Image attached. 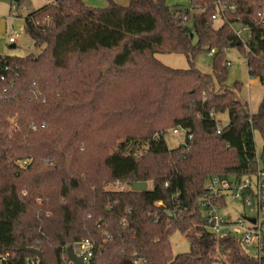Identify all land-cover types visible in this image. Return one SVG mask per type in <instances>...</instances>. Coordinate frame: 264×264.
<instances>
[{
	"label": "trees",
	"instance_id": "obj_1",
	"mask_svg": "<svg viewBox=\"0 0 264 264\" xmlns=\"http://www.w3.org/2000/svg\"><path fill=\"white\" fill-rule=\"evenodd\" d=\"M107 2L45 4L24 22L41 54L0 55V264H70L68 247L84 240L89 264H264V242L250 256L235 235L214 238L199 205L212 178L264 171V97L250 113L224 58L239 48L264 86V0ZM203 50L215 51L212 75L193 65ZM157 54L192 66L170 68ZM176 128L185 141L170 148ZM177 232L188 253L172 252Z\"/></svg>",
	"mask_w": 264,
	"mask_h": 264
},
{
	"label": "rangeland",
	"instance_id": "obj_2",
	"mask_svg": "<svg viewBox=\"0 0 264 264\" xmlns=\"http://www.w3.org/2000/svg\"><path fill=\"white\" fill-rule=\"evenodd\" d=\"M84 2L92 7L103 8L108 5L107 0H84ZM46 3L43 0H25L20 8L12 9L11 2L9 0H0V55L3 56H20L24 57L30 54L38 56L41 54L44 46L36 47L34 41L25 32L24 22L25 18L32 12L38 10ZM189 4V0L187 3ZM220 22L217 23V26ZM193 23H189V27L192 28ZM236 31H242V26L236 25ZM10 37L16 39V47L12 48L13 43L9 42ZM246 42L247 36H244ZM197 43V39H194V44ZM158 60L165 66L173 69H189L192 65L187 58L182 54H157ZM224 58L230 61V66L227 69L228 79L227 85L231 88L239 89L237 96L243 102H246L249 107V111L252 114H256L259 111L260 105L264 97V86L261 82L254 77L249 76L247 66V55L239 48L233 47L225 51ZM215 56H210L208 51H201L193 59V65L195 68L205 74H213V65ZM218 120L222 125H225L229 121L228 113H224L218 116ZM174 129H168L166 131L165 140L170 148H175L185 141V133L182 131L174 135L172 133ZM254 139L256 144L257 156L260 157L263 148V139L258 130L254 131ZM254 180V177H252ZM111 189V185L107 187ZM150 188V184H149ZM256 207V206H255ZM247 208L239 202L227 198L226 205L221 211V215L230 219L231 221L237 220L238 217L251 218L256 216V209ZM264 218V209L262 211ZM239 237V235H235ZM243 250L250 256H257V250L251 245H242ZM171 247L174 254H183L190 251L189 241L182 236L179 232L175 233L171 238ZM213 264H227L223 260L221 262Z\"/></svg>",
	"mask_w": 264,
	"mask_h": 264
},
{
	"label": "built area",
	"instance_id": "obj_3",
	"mask_svg": "<svg viewBox=\"0 0 264 264\" xmlns=\"http://www.w3.org/2000/svg\"><path fill=\"white\" fill-rule=\"evenodd\" d=\"M46 4H55L57 0H43ZM15 9V6H13ZM261 15V14H260ZM215 19L216 16H213ZM240 42L247 48L246 40L244 36L249 38L245 30L236 33ZM10 43H15L16 39L10 37ZM215 51L212 50L210 56ZM15 123V120H13ZM221 125H217V131L220 132ZM185 133L181 128H176L172 131L174 135L180 132ZM190 141L193 138L190 136ZM254 177V180L252 179ZM252 177H227L212 178L206 186V190L202 195L199 205L203 211L205 219V227L211 233V235L219 239L224 235H239V239L242 245H251L257 250V254H260L263 248L264 242V218L262 216L263 199H264V171L258 170ZM120 190H126L127 187L115 184ZM227 198L241 202L244 207L256 209V216L251 218L238 217L237 220L231 221L221 215L223 206L222 200ZM94 245L89 240L78 242L74 247V254L80 258L83 263L89 264L90 259L93 256ZM70 264H75L70 261Z\"/></svg>",
	"mask_w": 264,
	"mask_h": 264
},
{
	"label": "water",
	"instance_id": "obj_4",
	"mask_svg": "<svg viewBox=\"0 0 264 264\" xmlns=\"http://www.w3.org/2000/svg\"><path fill=\"white\" fill-rule=\"evenodd\" d=\"M193 36V35H191ZM12 48L15 47V45H12L11 46ZM183 146V145H182ZM132 190L134 191H145L148 189V184L143 182V183H134L131 187ZM22 249H27L28 251L30 252H33L35 254L38 255V257H42V254L40 251L36 250V249H33V248H26V247H22ZM67 254H68V257L69 259L74 262L75 264H86V263H83L79 257H77L75 254H74V248L73 246H69L68 249H67Z\"/></svg>",
	"mask_w": 264,
	"mask_h": 264
},
{
	"label": "crops",
	"instance_id": "obj_5",
	"mask_svg": "<svg viewBox=\"0 0 264 264\" xmlns=\"http://www.w3.org/2000/svg\"><path fill=\"white\" fill-rule=\"evenodd\" d=\"M113 1L116 2V3H125V2H127L129 0H113ZM187 2H188V0H167V4L169 6L187 5V4H185ZM189 2H190V0H189ZM16 43H17V41L15 43H13L12 45H15ZM15 47H16V45H15Z\"/></svg>",
	"mask_w": 264,
	"mask_h": 264
}]
</instances>
